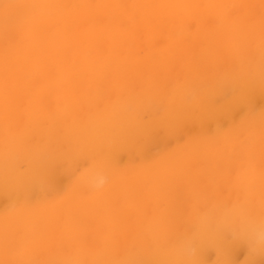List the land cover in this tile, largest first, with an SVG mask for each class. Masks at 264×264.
<instances>
[{
    "label": "bare ground",
    "instance_id": "6f19581e",
    "mask_svg": "<svg viewBox=\"0 0 264 264\" xmlns=\"http://www.w3.org/2000/svg\"><path fill=\"white\" fill-rule=\"evenodd\" d=\"M0 264H264V0H0Z\"/></svg>",
    "mask_w": 264,
    "mask_h": 264
}]
</instances>
